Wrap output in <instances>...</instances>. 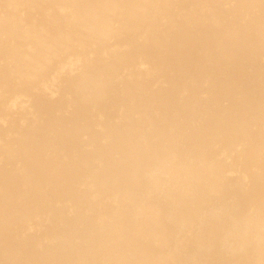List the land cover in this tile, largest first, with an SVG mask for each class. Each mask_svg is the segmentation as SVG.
<instances>
[{
	"label": "bare ground",
	"instance_id": "6f19581e",
	"mask_svg": "<svg viewBox=\"0 0 264 264\" xmlns=\"http://www.w3.org/2000/svg\"><path fill=\"white\" fill-rule=\"evenodd\" d=\"M0 264H264V0H0Z\"/></svg>",
	"mask_w": 264,
	"mask_h": 264
}]
</instances>
